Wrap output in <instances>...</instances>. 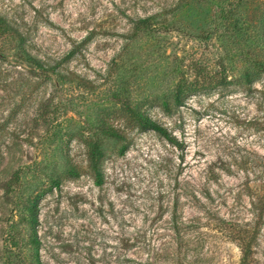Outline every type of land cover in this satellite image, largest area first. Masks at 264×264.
Here are the masks:
<instances>
[{
  "label": "rangeland",
  "instance_id": "374dc122",
  "mask_svg": "<svg viewBox=\"0 0 264 264\" xmlns=\"http://www.w3.org/2000/svg\"><path fill=\"white\" fill-rule=\"evenodd\" d=\"M0 15L71 76L0 36V264H23L13 237L35 264L36 197L42 264H241L245 245L264 264V0H0ZM151 16L161 26L133 30ZM85 141L104 153L100 184Z\"/></svg>",
  "mask_w": 264,
  "mask_h": 264
},
{
  "label": "trees",
  "instance_id": "16d2710c",
  "mask_svg": "<svg viewBox=\"0 0 264 264\" xmlns=\"http://www.w3.org/2000/svg\"><path fill=\"white\" fill-rule=\"evenodd\" d=\"M161 22L156 21L154 16L147 17L144 19L137 20L134 24L133 30H140L142 32H153L156 30L159 26H161ZM10 34L11 37H14L17 39L20 43V61L22 63L27 64L28 66H32L38 73L41 75L46 76L47 78H55L57 80H68L71 79L70 75H65L59 71H56V67H50L46 64L42 63V61L38 60L36 57L32 56L30 53H28L25 48L23 47L24 39L23 34L19 32L17 29H15L12 24L2 15H0V36ZM252 67L256 70H259L261 73H264V62H252ZM250 74L246 75V78L250 80ZM190 87H187L186 83L178 82V84L175 87V99L178 104L182 103V94L184 93V90L189 89ZM125 111L130 115V117L136 122V126L141 131H147L151 130L156 132L157 134L164 137L166 140L172 143H176L174 138L171 136V134L167 131V129L156 122L155 120L151 119L147 115L141 113L137 109H133L131 107H126ZM98 133L106 138L110 139H119L121 138L120 133L107 125L105 122H100L98 126ZM85 145L87 148V160L89 167L91 170L95 173L96 177L99 179L97 181V184H100V174H99V165L104 157V153L102 149L100 148V144L96 141H85ZM9 192H13V190H8L7 194ZM38 197L31 198L27 200V208H28V216H27V225L29 226L31 230V236L29 238V243L34 246L33 248V260L35 264H42L40 257H39V240L37 237V231L36 228L39 225V207H38ZM11 248L14 247V254L19 257L20 261L23 262V264L26 263V256L23 255L19 243L16 242V238H11L10 241ZM242 250V258H241V264H250L251 260V250L249 245H245V247H241Z\"/></svg>",
  "mask_w": 264,
  "mask_h": 264
}]
</instances>
